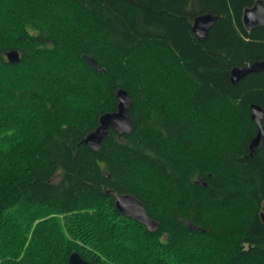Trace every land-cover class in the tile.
<instances>
[{"label": "trees", "instance_id": "trees-1", "mask_svg": "<svg viewBox=\"0 0 264 264\" xmlns=\"http://www.w3.org/2000/svg\"><path fill=\"white\" fill-rule=\"evenodd\" d=\"M255 1L9 0L16 6L0 16V67L5 77L27 62L30 53L62 46L63 33L51 23L52 13L58 12L70 15L73 24L126 63L138 88L129 92L132 131L119 134L110 129L96 151L83 140L99 126L102 115L117 111L116 93L126 91L123 88L115 91V101L99 116L97 126L87 129L71 124L60 129L53 104L47 116L55 135L38 142L32 135V97L21 96L15 106L0 108V264H67L73 252L92 264L191 261L193 254L180 246L182 234L191 231L203 237L208 230L195 218L189 228L176 214L156 217L126 177L144 162L190 196L215 195L222 183L215 170L202 182L191 183L204 165L185 163L181 150L190 142L175 125L178 115L214 123L217 117L209 105L225 100L234 102L233 119L243 132L241 155L231 163L241 165L251 185L246 193L249 216L226 229L208 257L215 254V264H264V138L256 153L249 149L257 132L250 107L264 110V69L236 84L230 81L234 68L264 61V26L246 30L242 19ZM206 12L217 21L199 41L192 25ZM10 50L19 52L17 63L7 60ZM84 58L95 64L91 57ZM5 99L0 89V101ZM173 139L178 149L169 145ZM115 193L140 200L156 229L120 215ZM178 208L183 213V203Z\"/></svg>", "mask_w": 264, "mask_h": 264}, {"label": "clouds", "instance_id": "clouds-1", "mask_svg": "<svg viewBox=\"0 0 264 264\" xmlns=\"http://www.w3.org/2000/svg\"><path fill=\"white\" fill-rule=\"evenodd\" d=\"M15 6L9 0H0V16L5 9ZM51 23L63 33L61 47L52 44L46 51L30 53L31 58L15 67L7 77L0 67V89L6 96L0 101V108L15 106L21 96L33 98L30 111L34 116V142L44 140L49 134L55 135L47 116L53 104L58 111L60 129L70 124L87 129L93 123L97 126L99 116L108 112L117 89L123 88L129 95L130 90L135 92L138 88L137 78L129 66L118 62L103 43L96 42L98 38L73 24L70 15L61 17L53 12ZM84 57L94 59L95 66ZM234 108V102L228 100L209 105L210 112L217 117L214 123L201 120L199 116L178 115L176 118L175 127L183 139L190 142L186 150H181L185 163L191 166L193 161H198L204 165L191 183L202 182L208 171L215 170L222 182L215 195L190 196L167 177L150 170L144 162L134 165L126 177L156 217L169 218L176 214L189 228L195 218L199 227L208 230V235L203 237L191 231L182 234L180 246L194 257L185 264H215L218 257L215 254L208 257L212 246L226 229L243 223L249 216L246 193L251 185L245 182L241 165L231 163L241 155L238 149L243 135L234 122ZM119 125L131 126L128 121H119ZM169 145L173 150L179 148L174 139ZM181 203L183 213L178 208Z\"/></svg>", "mask_w": 264, "mask_h": 264}, {"label": "water", "instance_id": "water-1", "mask_svg": "<svg viewBox=\"0 0 264 264\" xmlns=\"http://www.w3.org/2000/svg\"><path fill=\"white\" fill-rule=\"evenodd\" d=\"M243 25L246 30H251L256 27L264 26V3L262 0H256L254 5L246 8L243 12ZM217 17L210 12H206L195 18L192 25V33L197 40H204L209 30L214 26ZM7 60L11 63L19 61V53L16 50H10L6 53ZM90 64L95 66L94 62L89 61ZM264 69V61L254 62L251 65L244 67H236L231 71L230 81L236 84L243 77L258 73ZM118 100L117 111L113 113H106L99 119V126L88 134L83 143L88 145L92 150L96 151L100 147L101 142L107 136L110 129L118 132L119 134H128L133 129V121L129 114L131 107V99L127 92L120 89L116 93ZM251 119L257 126L255 137L249 144V149L252 153H256L262 146L264 138V110L258 105H251ZM119 121H128L130 127L119 125ZM114 206L117 212L126 218H132L140 224L146 226L149 230L156 229V222L152 220L145 211L144 205L140 200L130 194H114ZM262 223L264 224V212L260 214ZM192 228V227H191ZM67 264H92L84 260L77 252H73L67 259Z\"/></svg>", "mask_w": 264, "mask_h": 264}, {"label": "rangeland", "instance_id": "rangeland-1", "mask_svg": "<svg viewBox=\"0 0 264 264\" xmlns=\"http://www.w3.org/2000/svg\"><path fill=\"white\" fill-rule=\"evenodd\" d=\"M19 53V52H18ZM19 58H20V54H19Z\"/></svg>", "mask_w": 264, "mask_h": 264}, {"label": "bare ground", "instance_id": "bare-ground-1", "mask_svg": "<svg viewBox=\"0 0 264 264\" xmlns=\"http://www.w3.org/2000/svg\"><path fill=\"white\" fill-rule=\"evenodd\" d=\"M195 20V19H194ZM194 22V21H193Z\"/></svg>", "mask_w": 264, "mask_h": 264}]
</instances>
